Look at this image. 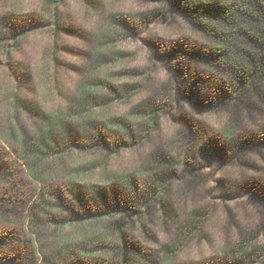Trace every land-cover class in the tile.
Instances as JSON below:
<instances>
[{
	"label": "rangeland",
	"instance_id": "374dc122",
	"mask_svg": "<svg viewBox=\"0 0 264 264\" xmlns=\"http://www.w3.org/2000/svg\"><path fill=\"white\" fill-rule=\"evenodd\" d=\"M205 46L160 0H0V120L10 93L33 110L15 123L30 135L43 125L39 114L89 112L109 149L70 147L65 170L89 167L87 191L115 189L124 201L125 179L141 180L155 156H168L178 173L164 193L168 213L163 221L152 208L149 234L134 230L157 264L220 260L248 239L253 251L241 264H264V145L234 150L223 135L229 111L205 107L215 91L198 84L210 74L197 56ZM263 130L264 111L245 112L231 137ZM51 184L63 186L65 175Z\"/></svg>",
	"mask_w": 264,
	"mask_h": 264
},
{
	"label": "trees",
	"instance_id": "16d2710c",
	"mask_svg": "<svg viewBox=\"0 0 264 264\" xmlns=\"http://www.w3.org/2000/svg\"><path fill=\"white\" fill-rule=\"evenodd\" d=\"M160 1L205 37V49L197 56L210 74L198 84L215 90L207 109L229 111L223 135H228L232 148L264 145V130L257 136L231 137L243 113L264 111V0ZM8 98L6 119L0 120V264H157L154 251L136 239L134 230L149 234L144 218L152 208L159 209L164 221V193L178 176L171 159L159 154L140 171L141 180L128 176L124 184L129 201L115 189L93 194L81 179L87 166L68 171L64 167L70 147L109 149L95 134L99 124L93 116L74 107L65 116L39 114L43 125L30 135L15 123L24 110L32 109L15 93ZM76 116L80 133L71 125ZM26 175L35 180L32 189ZM62 175L63 186L51 184ZM193 226L187 223L182 229ZM253 247L254 241L244 240L226 249L220 260L193 264H241Z\"/></svg>",
	"mask_w": 264,
	"mask_h": 264
}]
</instances>
